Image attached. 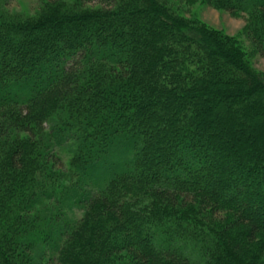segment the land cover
I'll list each match as a JSON object with an SVG mask.
<instances>
[{
  "label": "trees",
  "instance_id": "obj_1",
  "mask_svg": "<svg viewBox=\"0 0 264 264\" xmlns=\"http://www.w3.org/2000/svg\"><path fill=\"white\" fill-rule=\"evenodd\" d=\"M206 1L264 54V0ZM45 2L0 13V264H264V75L241 46L164 0Z\"/></svg>",
  "mask_w": 264,
  "mask_h": 264
},
{
  "label": "rangeland",
  "instance_id": "obj_2",
  "mask_svg": "<svg viewBox=\"0 0 264 264\" xmlns=\"http://www.w3.org/2000/svg\"><path fill=\"white\" fill-rule=\"evenodd\" d=\"M46 0H0V13L11 14L14 16L35 17L43 12L46 6ZM61 2H74L75 0H60ZM168 7L183 17L198 21L207 27L217 31L226 37L235 40L243 49L248 60L255 70L264 75V54L259 53L255 43L249 35L248 18L242 15L232 14L224 9H218L212 6L206 0H164ZM69 151H65V161L69 158ZM81 210L70 211L65 209L68 217L81 215ZM40 247H38L39 249ZM38 251V250H37ZM41 252V250H39ZM36 252L37 263H45L47 254L41 255Z\"/></svg>",
  "mask_w": 264,
  "mask_h": 264
}]
</instances>
